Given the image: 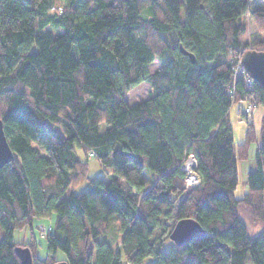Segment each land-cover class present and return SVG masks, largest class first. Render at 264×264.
I'll return each mask as SVG.
<instances>
[{"label": "trees", "instance_id": "trees-1", "mask_svg": "<svg viewBox=\"0 0 264 264\" xmlns=\"http://www.w3.org/2000/svg\"><path fill=\"white\" fill-rule=\"evenodd\" d=\"M246 16L264 33L262 0H0V122L14 155L0 168V264H21L18 248L31 264H264V229L249 236L238 215L264 226V93L234 80L241 54L264 50L242 46ZM142 83L149 98L128 106ZM249 98L263 109L256 169L235 198L256 137L246 121L234 149L228 113ZM89 152L104 176L88 178ZM189 154L199 185L185 189ZM51 215L40 260L33 222ZM184 219L205 235L163 251ZM112 223L116 250L98 241Z\"/></svg>", "mask_w": 264, "mask_h": 264}, {"label": "rangeland", "instance_id": "rangeland-1", "mask_svg": "<svg viewBox=\"0 0 264 264\" xmlns=\"http://www.w3.org/2000/svg\"><path fill=\"white\" fill-rule=\"evenodd\" d=\"M258 1H253L250 3V7H253L254 5L259 4ZM64 7V4H59L58 8ZM51 13V11H50ZM242 22H244L245 25V34L241 37V44L242 46L247 47H254L257 44L262 43L264 41V33L259 31L252 20L246 16ZM258 47V45H257ZM261 47V46H260ZM160 66V62L158 60H155L149 67L148 71L152 73ZM239 77L244 81V77L241 74L240 71H236L235 73V79H239ZM246 87V86H245ZM151 88L150 85L147 83H142L133 89H131L128 93L124 95V99L128 106H134L138 103H141L145 100H147L150 96ZM250 99V98H249ZM238 101L231 105L228 113V120L230 123V126L232 128L233 132V141H234V149L236 146L242 142L244 131L246 127V121L251 122L254 126L255 131V137L256 141H254L249 148L248 157L245 160L237 161L236 163V169H237V186L234 192L235 198H241L243 196V192L245 191V181H246V174L250 171H253L256 169V149H257V140H258V131L260 128L261 123V117L263 114V109L261 107H258L256 104V108L250 115H244L243 109L246 106V102L249 101ZM56 132L58 130L55 129ZM251 150V151H250ZM89 158V157H88ZM88 178H92L94 176H104L105 171L102 169V167L99 165V163L94 159L89 158L88 160ZM189 171V170H188ZM88 180H86L84 183H82L77 189L76 193L83 191L87 188ZM245 207L240 206L239 208V218L244 223L247 229V233L249 236H253L257 234L262 226L259 222L255 221L257 225H259V230L256 227L255 222H253L252 218L248 215L247 211L244 209ZM244 212L246 214H244ZM55 222V216L51 215L48 218L39 219L38 221L35 220L33 222V236L35 238V241L37 243V256L40 260H44L46 256V240L44 237L41 236L40 231H43V227H49L54 226ZM257 229V231H256ZM28 233L27 230H22L15 232V240H19V238L22 236L23 233ZM120 233L116 230L115 225L112 223L109 233L105 235L104 237L98 238V241H104L106 243H109L113 250L117 249V242L119 240ZM171 246V241L166 240L162 245V250L165 251ZM153 262V257H147L144 259L143 264H151Z\"/></svg>", "mask_w": 264, "mask_h": 264}, {"label": "water", "instance_id": "water-1", "mask_svg": "<svg viewBox=\"0 0 264 264\" xmlns=\"http://www.w3.org/2000/svg\"><path fill=\"white\" fill-rule=\"evenodd\" d=\"M262 1L264 2V0ZM180 51L187 55L191 62H194V58L190 53L184 50ZM239 64L247 77L258 84L264 93V50L248 49L244 51L239 58ZM13 158V152L6 141L0 122V168L10 163ZM204 235V230L195 220L184 219L175 223L168 238L174 245H181ZM16 253L21 264H31V254L27 248H18ZM55 264H67V262L59 261Z\"/></svg>", "mask_w": 264, "mask_h": 264}, {"label": "built area", "instance_id": "built-area-1", "mask_svg": "<svg viewBox=\"0 0 264 264\" xmlns=\"http://www.w3.org/2000/svg\"><path fill=\"white\" fill-rule=\"evenodd\" d=\"M236 71H240L244 77L245 74H244V72H243V70L239 64V61L236 65L235 73H236ZM243 82H244L247 90L250 91L251 85H252V80L246 76V78L244 79ZM255 108H256V102L253 98H250L249 101L246 102V106L243 109V114L248 116L254 111ZM88 157L92 159L94 157V154L92 152H89ZM196 166H197V162H196L195 157L192 154L187 155L183 159V161L180 163V169L185 174V179H184V188L185 189H189V188L196 187L199 185V179H198L197 175L195 174ZM49 231H51L50 227H46V228L43 227V231H40V234L42 236H44Z\"/></svg>", "mask_w": 264, "mask_h": 264}, {"label": "crops", "instance_id": "crops-1", "mask_svg": "<svg viewBox=\"0 0 264 264\" xmlns=\"http://www.w3.org/2000/svg\"><path fill=\"white\" fill-rule=\"evenodd\" d=\"M244 192L243 193H246V185H245V188H244ZM240 208V207H239ZM239 208H238V215H239ZM245 209V208H244ZM246 211H247V213H248V215L250 216V214H249V211L247 210V209H245ZM244 214H246L245 212H244ZM251 217V216H250ZM241 220V219H240ZM253 220V222H255V221H257V222H259L258 220H254V219H252ZM260 223V222H259ZM244 224V223H243ZM255 224H256V227L258 228V230H259V225H257V223L255 222ZM261 224V223H260ZM261 226H262V228H261V230H263L264 229V226L261 224ZM246 227V226H245ZM260 230V231H261ZM25 231V230H24ZM256 231H257V229H256ZM259 231V232H260ZM258 232V233H259ZM254 236V235H253ZM14 240H15V233H14ZM28 240H29V233H23L22 234V236L19 238V240H15L16 242H20V243H26V242H28Z\"/></svg>", "mask_w": 264, "mask_h": 264}, {"label": "bare ground", "instance_id": "bare-ground-1", "mask_svg": "<svg viewBox=\"0 0 264 264\" xmlns=\"http://www.w3.org/2000/svg\"><path fill=\"white\" fill-rule=\"evenodd\" d=\"M251 151V150H250Z\"/></svg>", "mask_w": 264, "mask_h": 264}]
</instances>
